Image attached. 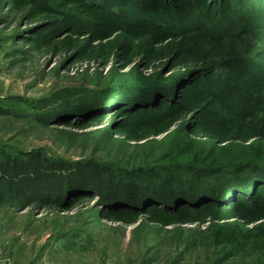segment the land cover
Listing matches in <instances>:
<instances>
[{
    "label": "rangeland",
    "instance_id": "374dc122",
    "mask_svg": "<svg viewBox=\"0 0 264 264\" xmlns=\"http://www.w3.org/2000/svg\"><path fill=\"white\" fill-rule=\"evenodd\" d=\"M93 1L0 0V106L10 112L0 114V159L41 151L123 175L155 169L175 182L156 206L120 215L90 190L48 202L7 195L0 264H264V187L249 210L210 209V189L233 171L251 164L264 177V114L237 115L200 93L199 79L214 74L209 88L235 73L226 66L244 56L242 39L217 40L200 22L131 27L115 19V4ZM155 1L203 19L235 0ZM40 112L52 113L48 125ZM201 168L222 173L198 180Z\"/></svg>",
    "mask_w": 264,
    "mask_h": 264
},
{
    "label": "trees",
    "instance_id": "16d2710c",
    "mask_svg": "<svg viewBox=\"0 0 264 264\" xmlns=\"http://www.w3.org/2000/svg\"><path fill=\"white\" fill-rule=\"evenodd\" d=\"M263 1L257 0L251 4L250 0H235L231 8L223 7L227 14L222 13L216 17L204 15L203 19L200 16L191 18L183 6H180L177 11H168L163 3L155 0H103L98 4L110 10L115 4L113 9L117 15L115 19L125 24L123 18L126 17L129 25L135 28L158 24L164 25L167 27L166 30L171 31L182 28V23L185 21L194 25L200 22V26L209 35L213 34L212 36L217 40L227 38L235 44L237 39L241 38L244 56L237 61H231L230 65L226 66V68L234 67L236 70L234 74L215 79L212 87L209 88L207 80L214 74L199 79V83L204 84L202 89L207 85L204 91L199 89L202 90L201 96H219L229 106L236 108L238 115L240 113L264 114V60L260 58L264 55ZM163 16L166 18L164 22ZM214 24L222 26L220 31ZM208 65L214 67L216 63ZM193 71L190 70L188 73ZM238 73H242V79H239ZM196 86L199 85L193 83L188 88L194 89ZM151 92V95L155 94V91ZM86 105L93 110L92 103L88 102ZM67 106H71L68 101L64 107ZM9 113V109L0 106V114ZM52 116V113L40 112L36 118L48 125ZM249 166L252 165L237 169V171L240 170L238 172L233 171L228 176L230 179L227 178L228 180L225 179L223 184L215 185L213 189H210L213 192L212 197L210 196V209L220 205L232 210L234 207L245 204L247 206L245 210H249V207H253L254 203L264 195V191H259L260 197L257 198L254 192L255 187H264V177L259 175L261 170L257 167L252 170ZM129 171L132 172L129 173ZM129 171H125L123 175L89 159L76 163L53 160L47 158L41 151L24 154L9 152L0 159V183L3 186L0 187V202L7 195L29 203L37 198L48 202L70 193L83 194L82 192L90 190L98 192L115 214L120 215L125 212H138L145 206H156L155 204L164 198V194L175 182L174 176L163 177L155 169L144 172L140 167V169L134 168ZM221 173L219 169L201 168L195 177L200 180L209 176H219ZM155 179H161V185L158 186ZM233 202L237 203L233 206ZM174 203L177 205L179 201L175 200ZM175 211L172 210L170 213L175 215Z\"/></svg>",
    "mask_w": 264,
    "mask_h": 264
},
{
    "label": "built area",
    "instance_id": "2783aa9c",
    "mask_svg": "<svg viewBox=\"0 0 264 264\" xmlns=\"http://www.w3.org/2000/svg\"><path fill=\"white\" fill-rule=\"evenodd\" d=\"M0 255H1V253H0Z\"/></svg>",
    "mask_w": 264,
    "mask_h": 264
}]
</instances>
